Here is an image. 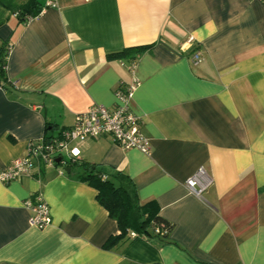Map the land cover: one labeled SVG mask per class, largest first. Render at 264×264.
<instances>
[{
	"label": "crops",
	"instance_id": "crops-1",
	"mask_svg": "<svg viewBox=\"0 0 264 264\" xmlns=\"http://www.w3.org/2000/svg\"><path fill=\"white\" fill-rule=\"evenodd\" d=\"M4 46L0 171L91 105L114 107L117 86L137 78L130 108L150 155L107 136L68 148L125 174L172 230L168 242L124 238L105 249L118 227L80 170L36 164L0 183V264H264V2L57 0L23 23L0 5ZM138 46L150 47L133 70L107 58ZM199 169L197 195L185 182ZM34 193L49 208L42 229L23 207Z\"/></svg>",
	"mask_w": 264,
	"mask_h": 264
},
{
	"label": "built area",
	"instance_id": "built-area-1",
	"mask_svg": "<svg viewBox=\"0 0 264 264\" xmlns=\"http://www.w3.org/2000/svg\"><path fill=\"white\" fill-rule=\"evenodd\" d=\"M264 2V0H257ZM57 0H45L42 10L56 7ZM190 61L197 65L201 61L199 52L191 55ZM135 62L128 64L133 70ZM139 85L137 78H132L128 84H119L114 90L116 105L112 108L99 104L91 105L85 112L74 117L73 125L62 130L57 136L46 140L30 142L24 156L12 160L0 171V183L7 184L24 176H31L36 164L40 167H53L66 165L64 156L74 159L78 152L75 148L69 149V143H82L89 139L110 137L113 143L123 150L134 149L144 155H150V141L140 129V118L130 108L133 92ZM64 155V156H63ZM60 159L58 164L56 159ZM203 170L188 178L185 186L199 194L195 187L200 184ZM23 207L30 213L28 224L31 227L42 229L50 222L49 208L40 193H34L23 201ZM129 238H136L135 233L130 232Z\"/></svg>",
	"mask_w": 264,
	"mask_h": 264
},
{
	"label": "trees",
	"instance_id": "trees-1",
	"mask_svg": "<svg viewBox=\"0 0 264 264\" xmlns=\"http://www.w3.org/2000/svg\"><path fill=\"white\" fill-rule=\"evenodd\" d=\"M0 5L14 14L22 23L35 18L42 10L39 0H27L22 4L16 3L15 0H0ZM149 47L125 48L120 52L109 54L107 58L130 64L135 62ZM7 52V47L0 48L1 86L7 83L5 77ZM48 138L50 137H43L42 139ZM74 167L80 170L77 173V178L95 189L98 204L105 209L108 217L117 224L119 233L111 236L103 248L110 249L122 239H129L130 231L135 233L136 238L147 240L157 238L162 242H168L172 224L159 216V208L154 201L139 202L135 184L125 174L120 171L108 172L99 165L76 159L66 162V168H70V171Z\"/></svg>",
	"mask_w": 264,
	"mask_h": 264
},
{
	"label": "water",
	"instance_id": "water-1",
	"mask_svg": "<svg viewBox=\"0 0 264 264\" xmlns=\"http://www.w3.org/2000/svg\"><path fill=\"white\" fill-rule=\"evenodd\" d=\"M59 162H60V159H59V158L55 160V163H56V164H58ZM69 169H70V168H66V172H68Z\"/></svg>",
	"mask_w": 264,
	"mask_h": 264
},
{
	"label": "rangeland",
	"instance_id": "rangeland-1",
	"mask_svg": "<svg viewBox=\"0 0 264 264\" xmlns=\"http://www.w3.org/2000/svg\"><path fill=\"white\" fill-rule=\"evenodd\" d=\"M24 0H15L16 3H20V2H23ZM64 156V155H63ZM65 158V156H64ZM66 159V158H65Z\"/></svg>",
	"mask_w": 264,
	"mask_h": 264
},
{
	"label": "flooded vegetation",
	"instance_id": "flooded-vegetation-1",
	"mask_svg": "<svg viewBox=\"0 0 264 264\" xmlns=\"http://www.w3.org/2000/svg\"><path fill=\"white\" fill-rule=\"evenodd\" d=\"M64 168H66V165L64 166Z\"/></svg>",
	"mask_w": 264,
	"mask_h": 264
}]
</instances>
